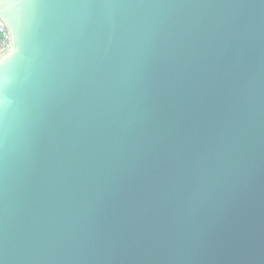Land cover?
Instances as JSON below:
<instances>
[{
	"label": "water",
	"instance_id": "water-1",
	"mask_svg": "<svg viewBox=\"0 0 264 264\" xmlns=\"http://www.w3.org/2000/svg\"><path fill=\"white\" fill-rule=\"evenodd\" d=\"M0 20V264H264V0Z\"/></svg>",
	"mask_w": 264,
	"mask_h": 264
},
{
	"label": "built area",
	"instance_id": "built-area-1",
	"mask_svg": "<svg viewBox=\"0 0 264 264\" xmlns=\"http://www.w3.org/2000/svg\"><path fill=\"white\" fill-rule=\"evenodd\" d=\"M10 40H9V32L5 26V24L0 20V53L9 48Z\"/></svg>",
	"mask_w": 264,
	"mask_h": 264
}]
</instances>
